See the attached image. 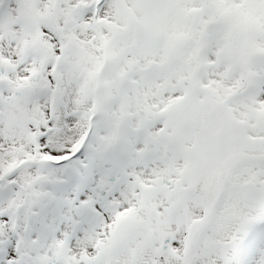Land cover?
I'll use <instances>...</instances> for the list:
<instances>
[{"label":"snow or ice","instance_id":"1","mask_svg":"<svg viewBox=\"0 0 264 264\" xmlns=\"http://www.w3.org/2000/svg\"><path fill=\"white\" fill-rule=\"evenodd\" d=\"M0 264H264V0H0Z\"/></svg>","mask_w":264,"mask_h":264}]
</instances>
